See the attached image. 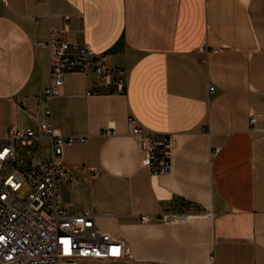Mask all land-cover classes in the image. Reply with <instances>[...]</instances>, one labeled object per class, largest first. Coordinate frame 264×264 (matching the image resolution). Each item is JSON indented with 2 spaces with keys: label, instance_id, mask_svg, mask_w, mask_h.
<instances>
[{
  "label": "crops",
  "instance_id": "1",
  "mask_svg": "<svg viewBox=\"0 0 264 264\" xmlns=\"http://www.w3.org/2000/svg\"><path fill=\"white\" fill-rule=\"evenodd\" d=\"M53 39L122 68L126 93L90 94L95 75L67 72L49 97ZM130 118L169 135L170 172L145 165ZM42 120L86 138L63 148L78 181L61 207L126 245L81 264H264V0H0V139ZM20 143L18 168L50 153Z\"/></svg>",
  "mask_w": 264,
  "mask_h": 264
},
{
  "label": "built area",
  "instance_id": "2",
  "mask_svg": "<svg viewBox=\"0 0 264 264\" xmlns=\"http://www.w3.org/2000/svg\"><path fill=\"white\" fill-rule=\"evenodd\" d=\"M46 46L51 54V85L46 90L49 97L59 94L67 72L95 75L102 90L90 94L126 93L124 70L108 65L89 44L53 39ZM210 91L215 93V87L211 86ZM29 110L33 112L31 107ZM44 114L53 116L51 109ZM129 124L131 134L142 144L145 165L156 175L170 172L169 135L147 132L134 118L129 119ZM34 140L49 141L50 153L40 147L35 158L18 173L4 177L2 172L9 164L18 168L17 143L32 144ZM85 140L83 136L63 134L52 120H42L38 130L12 127L0 139V264H81L82 260L117 261L127 256L125 243L102 231L88 209L70 212L61 207L60 186L78 181L60 160L63 148ZM25 181L31 191L21 201L16 193ZM18 201L21 207L16 206ZM185 218L186 215L168 216L167 222ZM142 220L146 222L148 217L143 216Z\"/></svg>",
  "mask_w": 264,
  "mask_h": 264
},
{
  "label": "rangeland",
  "instance_id": "3",
  "mask_svg": "<svg viewBox=\"0 0 264 264\" xmlns=\"http://www.w3.org/2000/svg\"><path fill=\"white\" fill-rule=\"evenodd\" d=\"M17 150H18V154L20 157L19 159H21L22 157L27 156V154L31 151V147H25L20 142H18ZM24 166H25L24 163H20L21 168ZM21 168H16L13 164H9L3 170L2 174L4 177H8L10 174L18 173L21 170ZM30 191H31V186L27 181H25L23 187L16 193V195L21 201H25L27 199ZM15 204L17 207H21L19 204V201L15 202Z\"/></svg>",
  "mask_w": 264,
  "mask_h": 264
}]
</instances>
